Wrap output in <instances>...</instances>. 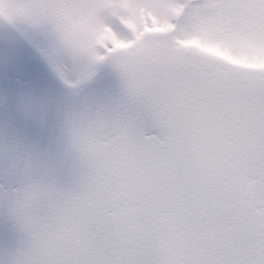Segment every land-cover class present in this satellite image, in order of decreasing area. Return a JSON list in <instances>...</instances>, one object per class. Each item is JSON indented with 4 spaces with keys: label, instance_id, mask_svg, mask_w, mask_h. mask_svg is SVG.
Returning <instances> with one entry per match:
<instances>
[{
    "label": "snow or ice",
    "instance_id": "snow-or-ice-1",
    "mask_svg": "<svg viewBox=\"0 0 264 264\" xmlns=\"http://www.w3.org/2000/svg\"><path fill=\"white\" fill-rule=\"evenodd\" d=\"M0 30V264H264V0H0ZM44 66L80 93L54 124Z\"/></svg>",
    "mask_w": 264,
    "mask_h": 264
},
{
    "label": "water",
    "instance_id": "water-1",
    "mask_svg": "<svg viewBox=\"0 0 264 264\" xmlns=\"http://www.w3.org/2000/svg\"><path fill=\"white\" fill-rule=\"evenodd\" d=\"M5 39V34L0 30V41ZM26 91L34 98L35 102L49 114L50 123H55V114L80 102V93L73 88L65 86L58 80L46 66L37 67L29 78ZM20 93L11 96L8 91L7 79L2 68H0V131H2L12 120L13 114L18 112ZM33 122H29L31 124ZM4 137L0 135V144ZM2 154V149H0ZM4 240L0 233V243Z\"/></svg>",
    "mask_w": 264,
    "mask_h": 264
},
{
    "label": "rangeland",
    "instance_id": "rangeland-1",
    "mask_svg": "<svg viewBox=\"0 0 264 264\" xmlns=\"http://www.w3.org/2000/svg\"><path fill=\"white\" fill-rule=\"evenodd\" d=\"M53 73V72H52ZM53 75H54V73H53ZM55 76V75H54ZM56 77V76H55ZM58 80H60L58 77H56ZM61 81V80H60ZM62 82V81H61ZM63 83V82H62ZM64 84V83H63ZM65 85V84H64ZM65 86H67V85H65ZM68 87V86H67Z\"/></svg>",
    "mask_w": 264,
    "mask_h": 264
}]
</instances>
